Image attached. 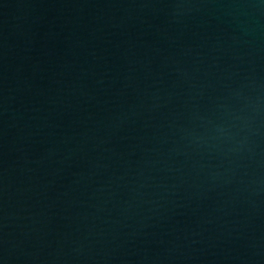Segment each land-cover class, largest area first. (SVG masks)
Listing matches in <instances>:
<instances>
[{
  "label": "water",
  "instance_id": "1",
  "mask_svg": "<svg viewBox=\"0 0 264 264\" xmlns=\"http://www.w3.org/2000/svg\"><path fill=\"white\" fill-rule=\"evenodd\" d=\"M0 264H264V0H0Z\"/></svg>",
  "mask_w": 264,
  "mask_h": 264
}]
</instances>
